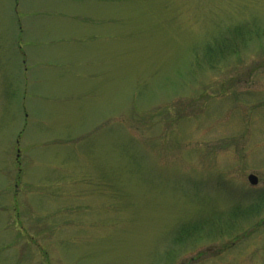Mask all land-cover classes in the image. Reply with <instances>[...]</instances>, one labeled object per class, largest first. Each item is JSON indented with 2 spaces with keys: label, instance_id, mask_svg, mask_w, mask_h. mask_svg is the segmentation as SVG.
Here are the masks:
<instances>
[{
  "label": "rangeland",
  "instance_id": "rangeland-1",
  "mask_svg": "<svg viewBox=\"0 0 264 264\" xmlns=\"http://www.w3.org/2000/svg\"><path fill=\"white\" fill-rule=\"evenodd\" d=\"M0 264H264V0H0Z\"/></svg>",
  "mask_w": 264,
  "mask_h": 264
},
{
  "label": "trees",
  "instance_id": "trees-1",
  "mask_svg": "<svg viewBox=\"0 0 264 264\" xmlns=\"http://www.w3.org/2000/svg\"><path fill=\"white\" fill-rule=\"evenodd\" d=\"M241 30H242V34H243L245 31H244V29H241ZM238 33H241V32H238ZM225 38H226V34L219 36L217 39H215L214 42H211L208 44V46H207L208 53H214V54H216V56L206 57L205 64H209L207 66L213 68L215 66V64L218 62V59L226 57L227 51H229V53H227L229 55L236 53L235 49H230V50L226 51V42H232V41H228ZM234 39H236V38H234ZM234 42H237V41H234ZM212 57H215V59H212ZM197 229H199L198 226L186 227L179 234V236H177L178 237L177 241L180 243V241L182 242V241L194 238V235L196 234V232H198ZM199 232H200V230H199ZM214 238H218V237H214Z\"/></svg>",
  "mask_w": 264,
  "mask_h": 264
},
{
  "label": "water",
  "instance_id": "water-1",
  "mask_svg": "<svg viewBox=\"0 0 264 264\" xmlns=\"http://www.w3.org/2000/svg\"><path fill=\"white\" fill-rule=\"evenodd\" d=\"M249 180H250L251 183L255 184V183L258 182V177L256 175H254V174H250L249 175Z\"/></svg>",
  "mask_w": 264,
  "mask_h": 264
}]
</instances>
